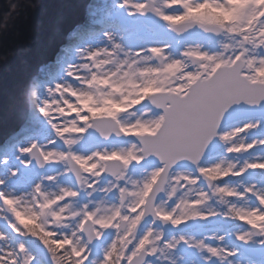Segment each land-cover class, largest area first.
<instances>
[{
  "label": "snow or ice",
  "instance_id": "snow-or-ice-1",
  "mask_svg": "<svg viewBox=\"0 0 264 264\" xmlns=\"http://www.w3.org/2000/svg\"><path fill=\"white\" fill-rule=\"evenodd\" d=\"M0 141V264H264V0H89Z\"/></svg>",
  "mask_w": 264,
  "mask_h": 264
},
{
  "label": "water",
  "instance_id": "water-1",
  "mask_svg": "<svg viewBox=\"0 0 264 264\" xmlns=\"http://www.w3.org/2000/svg\"><path fill=\"white\" fill-rule=\"evenodd\" d=\"M89 0H0V141L19 124L24 86L36 68L50 61L63 43L56 34V22L67 17L83 19Z\"/></svg>",
  "mask_w": 264,
  "mask_h": 264
}]
</instances>
